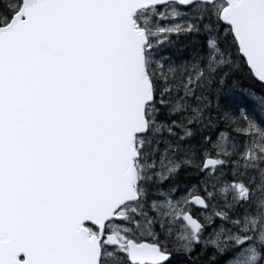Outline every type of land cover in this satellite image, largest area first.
Masks as SVG:
<instances>
[{
	"label": "snow or ice",
	"instance_id": "snow-or-ice-1",
	"mask_svg": "<svg viewBox=\"0 0 264 264\" xmlns=\"http://www.w3.org/2000/svg\"><path fill=\"white\" fill-rule=\"evenodd\" d=\"M242 65L264 0H0V264H264Z\"/></svg>",
	"mask_w": 264,
	"mask_h": 264
},
{
	"label": "trees",
	"instance_id": "trees-1",
	"mask_svg": "<svg viewBox=\"0 0 264 264\" xmlns=\"http://www.w3.org/2000/svg\"><path fill=\"white\" fill-rule=\"evenodd\" d=\"M234 74V77L233 80H234V86L236 88H238L240 91H247V92H254L256 94H258V96H261V95H264V87L259 85V84H256L253 79L250 77L248 71L246 70L245 67H243V65L241 66L240 70L237 71V72H234L232 73ZM241 105L242 107H247V108H250V104H253L250 100H247V99H243L241 101ZM255 105V104H253ZM195 255V253L193 254ZM194 263L195 264H200L199 261H195L194 260Z\"/></svg>",
	"mask_w": 264,
	"mask_h": 264
},
{
	"label": "rangeland",
	"instance_id": "rangeland-1",
	"mask_svg": "<svg viewBox=\"0 0 264 264\" xmlns=\"http://www.w3.org/2000/svg\"><path fill=\"white\" fill-rule=\"evenodd\" d=\"M232 77H234V74H232L231 75V78L229 79V81H228V85H229V100H230V102L232 103V104H234V105H240L236 100L237 99H233V98H231V95H232V92L235 90V86H234V84H236V83H234V80H233V78ZM240 106H242V105H240ZM249 110V112H250V114L251 115H253L254 117H256V118H259V119H261V112L259 111V108H258V106H256V105H253V104H251V107L248 109Z\"/></svg>",
	"mask_w": 264,
	"mask_h": 264
},
{
	"label": "bare ground",
	"instance_id": "bare-ground-1",
	"mask_svg": "<svg viewBox=\"0 0 264 264\" xmlns=\"http://www.w3.org/2000/svg\"><path fill=\"white\" fill-rule=\"evenodd\" d=\"M241 100H243V99H241ZM240 105L242 104V103H240L238 100H236ZM250 105H251V103H249ZM251 107V106H250ZM249 109V108H248ZM256 118V117H255ZM257 120H261V119H259V118H256Z\"/></svg>",
	"mask_w": 264,
	"mask_h": 264
},
{
	"label": "water",
	"instance_id": "water-1",
	"mask_svg": "<svg viewBox=\"0 0 264 264\" xmlns=\"http://www.w3.org/2000/svg\"><path fill=\"white\" fill-rule=\"evenodd\" d=\"M264 85V84H263Z\"/></svg>",
	"mask_w": 264,
	"mask_h": 264
}]
</instances>
